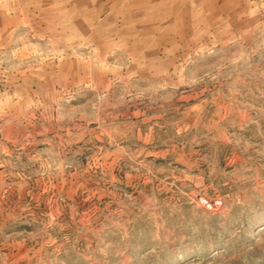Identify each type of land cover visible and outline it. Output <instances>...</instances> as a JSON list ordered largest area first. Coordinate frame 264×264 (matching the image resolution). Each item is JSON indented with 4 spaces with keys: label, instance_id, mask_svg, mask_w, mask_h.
<instances>
[{
    "label": "rangeland",
    "instance_id": "obj_1",
    "mask_svg": "<svg viewBox=\"0 0 264 264\" xmlns=\"http://www.w3.org/2000/svg\"><path fill=\"white\" fill-rule=\"evenodd\" d=\"M22 1L0 0V264H264L263 3L149 47Z\"/></svg>",
    "mask_w": 264,
    "mask_h": 264
},
{
    "label": "crops",
    "instance_id": "obj_2",
    "mask_svg": "<svg viewBox=\"0 0 264 264\" xmlns=\"http://www.w3.org/2000/svg\"><path fill=\"white\" fill-rule=\"evenodd\" d=\"M230 2L231 0H23L22 4L25 7L29 5L32 14H37L39 19L49 21V27L55 35L61 34L63 27L65 31L67 28L68 36H95L97 44H103L105 37L114 46L119 42H131L130 39L134 38L138 45L161 47L166 40L162 41L160 38L173 35L184 36L191 33L193 38L195 36V42H199L201 15L205 13L209 15V29L223 24L231 29L233 14L226 9ZM243 2L246 6L256 4L252 0ZM260 2L264 5V0ZM255 14L254 19H260L259 13ZM243 15L245 23L241 21L239 24L243 28L240 31L247 29L246 17L249 12ZM217 20H224V23L217 25ZM57 49L67 52V47ZM56 68L53 76L65 72L62 65ZM57 70L59 73H56Z\"/></svg>",
    "mask_w": 264,
    "mask_h": 264
},
{
    "label": "built area",
    "instance_id": "obj_3",
    "mask_svg": "<svg viewBox=\"0 0 264 264\" xmlns=\"http://www.w3.org/2000/svg\"><path fill=\"white\" fill-rule=\"evenodd\" d=\"M253 1H261V0H253Z\"/></svg>",
    "mask_w": 264,
    "mask_h": 264
}]
</instances>
